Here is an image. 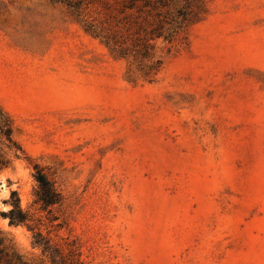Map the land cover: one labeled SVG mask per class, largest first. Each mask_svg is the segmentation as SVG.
<instances>
[{
	"label": "rangeland",
	"instance_id": "rangeland-1",
	"mask_svg": "<svg viewBox=\"0 0 264 264\" xmlns=\"http://www.w3.org/2000/svg\"><path fill=\"white\" fill-rule=\"evenodd\" d=\"M69 1L0 0V205L15 191L35 226L0 210L6 243L28 264H51L37 228L83 264H264V0H168V40Z\"/></svg>",
	"mask_w": 264,
	"mask_h": 264
},
{
	"label": "trees",
	"instance_id": "trees-1",
	"mask_svg": "<svg viewBox=\"0 0 264 264\" xmlns=\"http://www.w3.org/2000/svg\"><path fill=\"white\" fill-rule=\"evenodd\" d=\"M81 2V0H70L68 3L70 5L73 3L72 5L75 8H79ZM104 3L107 8L112 5L113 13L115 15L120 14V19H123V17H131L132 25L137 26L135 32L139 34L143 31L144 33H147L149 39L163 35L164 38L168 40L177 31L181 23L180 21L176 22V20H174V17L169 10L161 11V7H167L168 0H106ZM152 12H154L157 17L163 16V19L158 18L155 23L154 21H151L147 27V21L140 16L142 13L153 15ZM177 13L183 16L182 19H185V12H179L178 10ZM163 21L169 24L167 28L162 24ZM146 45L147 44H145V46ZM0 134L6 139L7 147L8 141L13 143L8 128V120L0 122ZM7 164L8 158L0 152V169L7 166ZM33 176L36 182L33 194V204L37 206L38 210L49 213L51 207L58 205L61 202L60 192L57 190L50 177H48V175L37 165H34ZM11 199V207L8 211L1 212V215L8 219L9 225L24 224L29 229L34 230L35 226L30 224V215L26 210L21 208L19 198L15 191L11 192ZM33 238L34 243L41 247L42 252L49 254L51 264H83V262L79 260L77 254L72 250H69V257H65L61 251L52 250L49 244L50 239L43 235L38 228L35 230ZM5 240V237L1 235L0 231V264H28L19 254L16 253L11 245L6 243ZM52 251H54L53 255Z\"/></svg>",
	"mask_w": 264,
	"mask_h": 264
},
{
	"label": "clouds",
	"instance_id": "clouds-1",
	"mask_svg": "<svg viewBox=\"0 0 264 264\" xmlns=\"http://www.w3.org/2000/svg\"><path fill=\"white\" fill-rule=\"evenodd\" d=\"M6 191L4 193V195H6ZM0 210H4V211H8V208H5L3 205H0Z\"/></svg>",
	"mask_w": 264,
	"mask_h": 264
}]
</instances>
